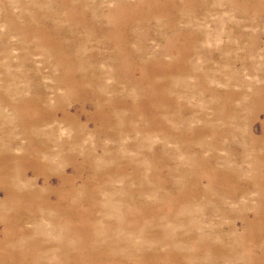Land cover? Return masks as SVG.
<instances>
[{"label":"rangeland","instance_id":"374dc122","mask_svg":"<svg viewBox=\"0 0 264 264\" xmlns=\"http://www.w3.org/2000/svg\"><path fill=\"white\" fill-rule=\"evenodd\" d=\"M0 264H264V0H0Z\"/></svg>","mask_w":264,"mask_h":264}]
</instances>
